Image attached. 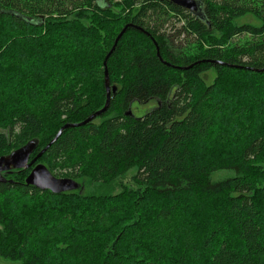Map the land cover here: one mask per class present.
Listing matches in <instances>:
<instances>
[{
  "label": "trees",
  "instance_id": "1",
  "mask_svg": "<svg viewBox=\"0 0 264 264\" xmlns=\"http://www.w3.org/2000/svg\"><path fill=\"white\" fill-rule=\"evenodd\" d=\"M196 1L199 14L168 0H0V156L34 141L32 159L100 110L105 56L135 26L107 60V111L36 162L83 189L2 173L1 259L264 264V72L246 69H264V0ZM246 16L259 26L238 25ZM222 170L234 176L213 182Z\"/></svg>",
  "mask_w": 264,
  "mask_h": 264
},
{
  "label": "water",
  "instance_id": "2",
  "mask_svg": "<svg viewBox=\"0 0 264 264\" xmlns=\"http://www.w3.org/2000/svg\"><path fill=\"white\" fill-rule=\"evenodd\" d=\"M168 1L172 3L173 5L179 8H182L184 10H187L191 13L199 14L201 12V4L196 0H168ZM128 28H135V26L128 24L122 28V30L117 35L114 41L113 47L107 53L103 61V67L105 69L104 70V86L106 90V101H105L104 106L100 110L91 114L87 119H85L84 121L80 123L65 124L64 126H62L58 130L57 134L53 137V139L32 159H30V156L36 145L34 141L29 142L25 146L11 152L7 156H0V182L4 181V178L2 176V173L4 172L10 173L11 170H23V169L31 168L30 173L25 179L26 185L33 186L42 191L48 190L53 194L72 192V191L78 190L79 188L81 190L83 189V187H80V185L75 180L69 179V178H57L53 176L43 164H36V162L50 148V146L59 139V137L62 135L64 130L86 125L107 111L109 104H110L111 95H114L116 92V87L110 86L109 84V78H108L107 68H106L107 60L111 56L113 51L115 50V47L118 41L120 40V38L123 36V34L126 32ZM215 63L218 65L227 66L230 68H237L235 66L227 65L221 62H215ZM166 65L170 66L169 64H166ZM192 67L193 65L183 68V69L188 70ZM239 68H242V67H239ZM246 69L252 70L253 72H257V73L264 72V69H249V68H246Z\"/></svg>",
  "mask_w": 264,
  "mask_h": 264
},
{
  "label": "rangeland",
  "instance_id": "3",
  "mask_svg": "<svg viewBox=\"0 0 264 264\" xmlns=\"http://www.w3.org/2000/svg\"><path fill=\"white\" fill-rule=\"evenodd\" d=\"M115 11V10H114ZM251 24V25H254V26H259V22L257 20H255L253 17L251 16H246L244 18H241L237 21V24L238 25H241V24ZM176 27H177V23H176ZM215 75L212 71H209L207 74H206V83L207 84H210L212 82V80L214 79ZM154 103H150L148 105H141L139 108L137 109H133L135 107H138V105H134L132 104V109H133V113H134V116L136 117H140L142 116L144 113L150 111L151 109H153L154 107ZM153 107V108H152ZM134 171H131L127 177H125V179L123 180V183L127 186V187H133V183L131 181V176L134 174L133 173ZM234 176V171L233 170H222V171H217L215 173L212 174L211 176V180L213 182H218V181H221V180H224V179H227V178H230ZM117 190V189H116ZM97 190L94 189L93 187H87L86 190H85V193L87 195H97ZM0 264H20V262H16V261H10V260H4V259H1L0 258Z\"/></svg>",
  "mask_w": 264,
  "mask_h": 264
}]
</instances>
